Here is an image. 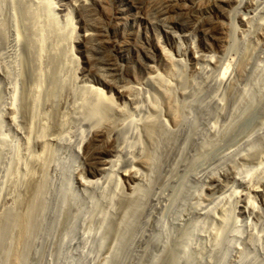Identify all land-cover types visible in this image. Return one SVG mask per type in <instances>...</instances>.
I'll list each match as a JSON object with an SVG mask.
<instances>
[{"label":"rangeland","instance_id":"1","mask_svg":"<svg viewBox=\"0 0 264 264\" xmlns=\"http://www.w3.org/2000/svg\"><path fill=\"white\" fill-rule=\"evenodd\" d=\"M0 26V264H264V0H0Z\"/></svg>","mask_w":264,"mask_h":264},{"label":"bare ground","instance_id":"2","mask_svg":"<svg viewBox=\"0 0 264 264\" xmlns=\"http://www.w3.org/2000/svg\"><path fill=\"white\" fill-rule=\"evenodd\" d=\"M41 4H39V6H40ZM257 5V4H256ZM43 6V5H42ZM30 7V6H29ZM248 7H250L251 8V5L250 4H248ZM253 7V6H252ZM14 8V7H13ZM26 8V7H25ZM256 8V7H255ZM254 8V9H255ZM34 9V8H33ZM32 10V9H31ZM48 10V9H47ZM34 11V10H33ZM44 11V10H43ZM249 11H251V10H249ZM252 11H253V8H252ZM30 12V11H29ZM53 12V11H52ZM254 12V11H253ZM51 13V12H50ZM257 13V12H256ZM231 15V14H230ZM34 16V15H33ZM38 16V15H37ZM50 16V15H49ZM52 16V15H51ZM50 16V17H51ZM30 18V17H29ZM50 20H52V19H50ZM70 20V19H69ZM71 21V20H70ZM245 21V20H244ZM55 22V21H54ZM57 22V21H56ZM53 23V22H52ZM68 23V22H67ZM72 23V22H71ZM244 23V22H243ZM49 24V23H48ZM55 23H53V25H54ZM66 24V23H65ZM227 24V23H226ZM56 25V24H55ZM54 25V26H55ZM63 25V24H62ZM62 25H58V26H62ZM76 25V24H75ZM217 25V29L218 30H222V35H220V36H222V39H225L226 37H227V34L228 33H226V30H228L227 28H226V25H224L222 22H219L218 24H216ZM31 26V25H30ZM29 26V27H30ZM74 26V25H73ZM0 27H2V26H0ZM53 27V26H52ZM56 27V26H55ZM65 27V26H64ZM50 28V27H49ZM66 28V27H65ZM47 29H48V27H47ZM46 29V30H47ZM60 29V27L59 28H56V33L58 32V34L60 35V34H62V33H59L60 31H58ZM3 30V29H2ZM51 30V29H50ZM64 30V29H63ZM72 30V29H71ZM71 30H69V31H71ZM30 31V30H29ZM35 31V30H34ZM38 31V30H37ZM48 31V30H47ZM54 31V30H53ZM44 32V31H43ZM46 32V31H45ZM63 32H66V33H68L67 31H63ZM50 33V32H49ZM65 33V34H66ZM4 34V33H3ZM22 34V33H21ZM57 34V35H58ZM72 34V33H71ZM220 34V33H219ZM43 35V34H42ZM62 35H64V34H62ZM45 36V35H44ZM65 36V35H64ZM63 36V37H64ZM67 36V35H66ZM92 35L91 34H89V33H87V32H84V37H86V39L87 38H89V37H91ZM148 36V35H147ZM147 36L145 37V39H147ZM153 36V35H152ZM157 36V35H156ZM220 36H219V38H220ZM18 37H20V36H18ZM56 37V36H55ZM59 37V36H58ZM72 37V36H71ZM158 37V36H157ZM35 38V37H34ZM44 38V37H43ZM65 38V37H64ZM150 38V37H149ZM21 39V38H20ZM29 39H31V38H29ZM28 39V40H29ZM56 39V38H55ZM228 39V38H227ZM226 39V40H227ZM36 40V39H35ZM70 40V39H69ZM89 40V39H88ZM34 41V40H33ZM56 41V40H55ZM64 41V40H63ZM158 41V40H157ZM20 42V41H19ZM26 42V41H25ZM32 42V41H31ZM35 42V41H34ZM37 42V41H36ZM38 42H39V39H38ZM42 42V41H41ZM52 42V41H51ZM152 42H153V40H152ZM160 41H158V43H159ZM225 42V41H224ZM24 43V42H23ZM148 43H150V42H148ZM154 43V42H153ZM29 44V43H28ZM36 43H34L33 45H31V46H34ZM62 44V43H61ZM157 43H155V45H156ZM26 46H29V45H26ZM37 46H38V44H37ZM43 46V45H42ZM61 46V45H60ZM58 47V46H57ZM157 47L160 49V52L164 55V56H166V52H165V49H164V47L162 46V45H160V44H158L157 45ZM36 48V46L34 47V49ZM39 48H41L40 46H39ZM25 49V48H24ZM58 49V48H57ZM56 49V50H57ZM158 49V50H159ZM26 50V49H25ZM37 50H38V48H37ZM41 50H43V47L41 48ZM46 50V49H45ZM52 50V49H51ZM29 51H31V50H29ZM33 51V50H32ZM34 52L36 53V51L34 50ZM29 54H31V52L29 53ZM33 54V53H32ZM47 54V53H46ZM35 55V54H34ZM33 55V56H34ZM36 55H38V53L36 54ZM39 56V55H38ZM37 57V56H36ZM41 57V56H40ZM76 57V56H75ZM146 57V56H145ZM33 59V58H32ZM31 60V59H30ZM33 61V60H32ZM38 61V60H37ZM41 62V61H40ZM36 63V62H35ZM30 66V65H29ZM56 70V69H55ZM48 72V71H47ZM161 75V74H160ZM229 78V67L227 66V67H225L224 69H223V71H222V77H221V80L223 81V82H225L227 79ZM157 79H159V78H157ZM161 80V79H160ZM164 81H160L159 82V84L166 90V91H168L169 89H167L166 88V86H165V84L163 83ZM39 86V85H38ZM169 86H171V85H169ZM88 87H90V86H88ZM92 87V86H91ZM161 87V88H162ZM30 89V88H29ZM35 89V88H34ZM38 89V88H37ZM90 89V88H89ZM115 90L117 91V93L119 94V95H121L122 97H123V95H125V96H127V95H130L129 94V90L127 89V88H125V87H123V86H116L115 87ZM35 91V90H34ZM84 91V90H83ZM39 92V91H38ZM82 92V91H81ZM131 92V91H130ZM32 94V93H31ZM39 94V93H38ZM37 94V95H38ZM60 94V93H59ZM132 94V93H131ZM41 95V94H40ZM82 96H83V94H81ZM86 95V94H85ZM39 96V95H38ZM87 96V95H86ZM35 97V96H34ZM26 98H28V96H26ZM30 98V97H29ZM128 98V97H127ZM31 99H33V97L31 98ZM30 99V100H31ZM35 99V98H34ZM33 99V100H34ZM84 99H85V97H84ZM83 99V100H84ZM52 100V99H51ZM81 100H82V98H81ZM26 101V100H25ZM24 101V102H25ZM30 102V101H29ZM29 102H27L28 103V105L27 106H29ZM39 102V101H38ZM82 103V102H81ZM84 104L87 106L86 108H89V109H92V112L93 111H97L99 108H102V109H104V110H109V109H111L113 106H114V97H113V95L112 94H110V93H107L105 90H103V89H101V88H98V87H96V88H94V89H91L90 90V94H89V96H88V99H85L84 100ZM83 105V104H82ZM31 106V105H30ZM30 106H29V108H30ZM171 106V105H170ZM26 107V106H25ZM85 107V106H84ZM82 109V108H81ZM89 109H87L88 111H91V110H89ZM171 109V108H170ZM83 110H86L85 108H83ZM173 110V109H172ZM99 111V110H98ZM100 112V111H99ZM102 112H103V110H102ZM109 112V111H108ZM107 112V113H108ZM90 113V112H89ZM99 114V113H98ZM90 116H92V115H94V114H89ZM89 115H88V117H89ZM96 115V114H95ZM107 115V114H106ZM32 116V115H31ZM101 116H103V113H102V115ZM100 116V117H101ZM173 116V115H172ZM90 118V117H89ZM99 118V117H98ZM103 118H104V116H103ZM111 118H112V116H111ZM36 119V118H35ZM106 119V118H105ZM108 119H109V117H108ZM48 121V120H47ZM96 121V120H95ZM158 121V120H157ZM156 121V122H157ZM164 121V120H163ZM103 122V121H102ZM154 122V121H153ZM114 123V122H113ZM165 123V122H164ZM150 124V123H149ZM173 124H175V123H173ZM100 125V124H99ZM154 125V124H153ZM50 126V125H49ZM155 126V125H154ZM158 126V125H157ZM31 127V126H30ZM47 127V126H46ZM162 127V126H161ZM160 127V128H161ZM168 127V126H167ZM112 128V127H111ZM156 128H158V127H156ZM156 128H155V130H156ZM162 128H164V127H162ZM100 129V128H99ZM110 129V128H109ZM148 129L150 130V131H153V126L152 125H148ZM165 129V128H164ZM33 130V129H32ZM43 130V129H42ZM105 130V129H104ZM113 131V130H112ZM146 131H148V130H146ZM99 132V131H98ZM100 132H102V131H100ZM106 132V131H105ZM154 132V131H153ZM30 133V132H29ZM41 133V132H40ZM94 134V133H93ZM106 134V133H105ZM151 134V133H150ZM153 134V133H152ZM97 135H99V134H97ZM150 137H151V135H150ZM40 142V141H39ZM83 142V141H82ZM46 146V145H45ZM44 148V147H43ZM46 148V147H45ZM46 150V149H45ZM44 154V153H43ZM91 158V157H90ZM38 159V158H37ZM47 160V159H46ZM113 162V161H112ZM26 163V162H25ZM11 169V168H10ZM12 171V170H11ZM33 174V173H32ZM35 174H37V173H35ZM34 175V174H33ZM124 176H126V177H129V178H131L132 176L130 175V171H127L125 174H124ZM16 181V180H15ZM35 181V180H34ZM34 181L32 182V180H31V182H32V185L30 186L32 189L34 188V186H35V184H34ZM18 183V182H17ZM83 183V182H82ZM30 184V183H29ZM39 184V183H38ZM85 184V183H84ZM12 187V186H11ZM29 187V188H30ZM37 188V187H36ZM35 188V189H36ZM31 189V190H32ZM15 190V189H14ZM38 191V190H37ZM39 192V191H38ZM33 193H35V191L33 192ZM37 193V192H36ZM31 194H32V192H31ZM17 195V194H16ZM30 195V194H29ZM34 195V194H33ZM31 196V195H30ZM32 197H34V196H32ZM248 201V200H247ZM249 202V201H248ZM247 202V203H248ZM249 206V205H248ZM24 207V206H23ZM26 207V206H25ZM254 209V208H253ZM12 211V210H11ZM25 211V210H24ZM26 211H28V210H26ZM25 211V214L27 213ZM1 213V212H0ZM11 213V212H10ZM29 213V212H28ZM24 214V215H25ZM7 215H9V214H7ZM19 216V215H18ZM28 216V215H27ZM10 217V216H9ZM20 217H22V215H20ZM19 217V218H20ZM3 218V217H2ZM5 218V217H4ZM8 218V217H7ZM11 219V218H10ZM13 219V218H12ZM25 219V217L24 218H22V220H24ZM28 220H29V218H27ZM1 220V219H0ZM6 221V220H5ZM9 221H11V220H9ZM2 222V224H3V221H1ZM27 222V221H26ZM29 222V221H28ZM9 223V222H8ZM17 223V222H16ZM1 224V223H0ZM7 224V223H6ZM24 224V223H23ZM5 225V224H4ZM3 225V226H4ZM29 225V224H28ZM31 225V224H30ZM8 225H6V227H7ZM24 226V225H23ZM22 226V227H23ZM1 227V226H0ZM5 227V226H4ZM19 227V226H18ZM27 227V226H26ZM26 227H23L24 229L26 228ZM22 228V229H23ZM30 228V227H29ZM14 229V228H13ZM4 231V230H3ZM9 232V231H8ZM22 232H23V230H22ZM25 234H27V233H25ZM23 236V235H22ZM25 236V235H24ZM27 237V236H26ZM24 238V237H23ZM1 239V238H0ZM19 242V241H18ZM9 243V242H8ZM11 243V242H10ZM15 246V245H14ZM11 255V254H10ZM13 255V254H12ZM15 255V254H14Z\"/></svg>","mask_w":264,"mask_h":264}]
</instances>
